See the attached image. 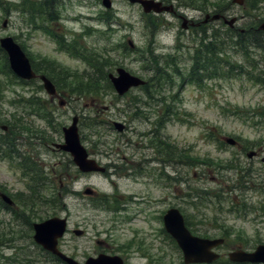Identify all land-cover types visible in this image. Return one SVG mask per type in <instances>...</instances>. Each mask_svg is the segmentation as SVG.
I'll use <instances>...</instances> for the list:
<instances>
[{
    "label": "rangeland",
    "instance_id": "1",
    "mask_svg": "<svg viewBox=\"0 0 264 264\" xmlns=\"http://www.w3.org/2000/svg\"><path fill=\"white\" fill-rule=\"evenodd\" d=\"M111 1L112 6L107 9L101 0H61V18L58 22L46 23V28L74 37L80 46L104 53L113 72L117 67H124L149 80L152 59L163 63L161 57H165L175 64L168 70L167 79L148 88V96L133 88L115 100L107 86L98 84L102 95L91 99L87 94L80 96L71 92L68 85L61 88L62 106L57 99L51 102L36 84L11 83L0 69V125L11 120L9 123L16 130V135L8 134L11 136L7 147L2 136L3 131L9 129L0 128V192L10 198L13 196L14 200L16 194L25 197L18 193L29 194L26 185L33 180L38 183L39 193L48 199L35 205L40 216L33 217L29 205L20 201L14 208L17 212H9L0 205V234L3 236L0 264H63L35 247L14 223L21 221L16 213L23 212L34 221H41L53 211L67 217L68 233L60 240L61 249L81 262L105 250L97 240L108 241V253L127 258L128 264L183 262L175 245L167 254L153 245L147 252L138 250L139 245L144 249L149 242L158 244L159 238L154 234L162 227L161 220L149 218L143 203L130 204L128 215H136V218L128 220L107 205L97 207L91 205L88 197L77 198L74 192L82 191L85 186L103 195H111L114 190L135 196L137 193L150 195L157 200L154 206L159 215L169 206L178 207L189 230L209 238L225 237V244L216 249L223 258L235 247L251 250L264 243V163L260 160L264 156V81L251 79L245 73L228 78L191 79L193 82L188 79L199 36L197 28H188L190 20L200 22L208 15L205 27L220 32L219 29L224 28L223 19L235 16L231 28L245 31L264 20V0L247 13L244 0L242 5L233 0H159L163 5H172L171 11L159 14L144 12L140 4L130 0ZM216 3L223 9L218 20L211 19L218 12ZM104 10L114 15L110 27L107 23L96 24L93 19ZM184 21L186 28L182 29ZM4 35L14 37L39 67L48 66L50 62L69 73L86 70L87 65L82 60L58 49L50 34L35 30L30 24L26 27L19 10L9 14L0 10V37ZM124 43L127 47H123ZM247 49V55H243L237 47L232 63L241 65L252 72L251 75L264 77V52L257 47L259 51L251 46ZM175 68L177 73L170 72ZM29 96H36L39 105L25 106L18 101ZM132 102L141 105V118L130 116ZM151 106H166L171 110L172 115L154 139L163 140L162 147L169 148L172 165L158 160L162 155L161 147L154 151L149 144L155 143L151 139L154 134L150 132L152 112L156 108L151 109ZM149 112V118L142 117ZM75 114L79 115L81 142L91 157L110 166L106 173L80 174L69 163H72L69 154L51 148V143L62 142L61 128L69 125ZM113 121L123 122L125 130H115ZM26 125L28 131L24 129ZM226 137L234 138L239 144L227 143ZM243 148L259 149L261 155L249 159L240 151ZM138 161H142L140 168L153 173L155 184L150 182L151 174L135 173L134 163ZM25 162L31 168H38L35 178L30 177L33 172L23 171ZM123 164L128 167L125 171L118 167ZM161 172L163 174L159 175ZM165 172L173 177L168 183L163 176ZM55 196L61 199L59 205L49 202ZM24 200L31 202V199ZM75 228L83 229L85 235L80 237L71 232ZM142 236L145 242L141 241ZM158 258L161 263L155 261Z\"/></svg>",
    "mask_w": 264,
    "mask_h": 264
},
{
    "label": "trees",
    "instance_id": "2",
    "mask_svg": "<svg viewBox=\"0 0 264 264\" xmlns=\"http://www.w3.org/2000/svg\"><path fill=\"white\" fill-rule=\"evenodd\" d=\"M244 1L246 5V8H244L245 13H247L251 9H256L258 3L262 2V0ZM218 3H216L215 5L216 11H218L217 13L223 12V9L221 10V7L217 5ZM60 4L61 0H21L19 2H14L10 0H0V10L3 11L5 14H9L11 12H14L15 10H19L22 15V21L25 23L26 27L28 24H30L32 25L33 29L50 34L54 41L57 43L58 49L63 50L64 52L68 53L76 59L82 60L87 65L86 70L82 72L69 73L65 69L60 68L55 63L52 64L49 62L48 66L46 65L45 67H39L38 64L32 61L30 55L26 53L29 56L31 65L36 73L44 74L49 77L55 83L56 87L60 90L61 88L67 87L69 85L68 87L71 92L76 93L78 95L87 94L91 96V99H96L99 95H102L99 91V88L97 87L98 84H102L104 86H107V90H109L113 94L115 100H118L120 97L114 94L110 81L107 78V73L110 72L111 68L110 66H108V59L104 55V53L98 52L93 48H86L84 46H80V43H78L77 39H75L74 37L70 38L66 36V34L54 33L50 29L48 30L46 28V23L48 24L50 22H58L61 18V6H59ZM221 5L222 7H225L223 4ZM93 19L95 20L96 24L107 23L109 24L108 27H110L111 19L115 18L114 15H111V12L109 10H104L103 12L99 11L97 16H94ZM261 21L262 20H259L258 23H260ZM205 26L206 24H203L196 30V33H198L199 36L197 45L192 53V63L189 66L188 79L190 81H193L191 79L195 80L201 78H214L216 76H219L220 78H228L232 77L233 75H242L243 73H245L247 77H250L251 79H254L256 81H264V77H259L257 74L251 75L252 72H248L246 69L242 68L241 65H236L232 63V54L237 47H240V51L243 55H247V48L249 46L254 49H256V47L260 48L259 50L264 52V31L257 29L258 24L246 28L245 31L237 30L235 28L232 29L229 26L222 24L224 28L219 29L220 32H218V29L208 30V28H206ZM124 46L127 47V44L124 43L123 47ZM256 50L259 51L258 49ZM246 58H248V56H246ZM161 59H163V63H160L159 60L152 59L154 63L152 64V66H149V70L152 71V74L149 78L150 81L148 80L144 86H140V90L144 91L147 96L150 95V91L148 90V88L156 87L158 84H160L159 80L162 81L163 79H167L169 77L168 70L172 67L173 64H175L166 60L165 57H161ZM217 63H219V66H217ZM0 66V69L2 70L1 73L6 74L7 78L10 79L11 83L13 82L21 86H23L24 84H36L39 90H42V85L40 84V82L37 83V79L25 81L17 78L10 72L6 54L1 48ZM170 72L177 73V68L171 69ZM194 76L196 77L194 78ZM75 83L77 84L70 86L71 84ZM154 99L156 100L157 98ZM18 101L20 103L23 102L25 106L32 107L33 105H39V101L36 96H29ZM134 105L135 103L132 102L131 108L133 110ZM152 107L156 108L154 106ZM142 117L145 119L149 118L146 114H143ZM13 118H15L14 115ZM10 121L11 120H6V122ZM13 124L16 126L15 121L13 122ZM10 125H12V123ZM160 127L161 122L158 119L156 123H153L154 130L151 131V133L155 132L154 137L158 133ZM24 129L28 131L29 127L26 125ZM14 131H16L15 128L11 127L8 133H11L14 136L16 135V132ZM159 141L161 143L163 142L161 139H157L155 141L156 143H154L157 146V150H159ZM3 143L7 147H9L7 142L4 141ZM11 156L14 157L12 154ZM69 163L72 164L71 162ZM23 171L33 172V175H30V177L35 178L37 175L38 168H31V166L26 164L25 162V168H23ZM30 183L34 184L31 185ZM37 186V181L33 182V180H31L26 185V189L29 190V194L19 192V195L23 194L26 196L19 197L16 194L15 197L17 196L16 198L19 199L22 204L29 205L30 207H32L36 200H48L45 195L39 193ZM60 197H63V194H61ZM60 197L55 196V198H53L54 200L51 199V201L49 202H51L52 205H58L61 202ZM24 199H31V202ZM91 202V205L94 204L97 205V207H100L101 204H104L105 208L108 206L113 210H117L116 206H114L113 203H110L108 201L104 202L102 198H94L93 200H91ZM21 214H23V212H21ZM27 218V221L21 218V221L18 220V223L14 221L13 222L21 227V232L29 235L31 233V222L29 220L30 216ZM193 232L201 236H206L199 234L195 231ZM2 237V234H0V240H2ZM180 264L184 263L181 262ZM215 264L234 263H231L228 259H219V261H217Z\"/></svg>",
    "mask_w": 264,
    "mask_h": 264
},
{
    "label": "water",
    "instance_id": "3",
    "mask_svg": "<svg viewBox=\"0 0 264 264\" xmlns=\"http://www.w3.org/2000/svg\"><path fill=\"white\" fill-rule=\"evenodd\" d=\"M238 4H242L243 0H233ZM131 3L141 5L144 12L160 13L164 10L171 11L172 5H163L159 0H130ZM105 7L111 6L110 0H102ZM220 14H214L211 19L220 18ZM208 15L203 21H207ZM226 24L232 26L236 20L233 16L230 19H223ZM185 22V21H184ZM186 28V22L182 24ZM258 30H264V21L258 27ZM131 45V42L128 41ZM0 47L5 51L8 61V66L13 74L17 77L30 80L36 77L32 69L30 60L25 54L21 46L14 41L11 36L0 37ZM109 79L115 91L122 95L129 88L136 87L145 83L143 79L136 76L123 67L116 68V73H109ZM46 93L53 95L56 89L52 81L45 75H38ZM64 101L60 100L59 104L63 105ZM77 116H73L71 124L63 127V143H55L54 146L63 151L70 153L73 163L79 171L88 172H104L105 167L99 164L94 158L89 157L86 148L81 144L78 128ZM117 131H122L124 124L115 122ZM230 144L235 142L232 138H226ZM253 152H249L248 156H252ZM264 161V158L262 159ZM90 189H85V193H89ZM1 198L7 202L12 201L5 194H1ZM164 228L174 238L176 244L181 250L183 262L185 264L194 263H211L219 257V254L214 251V248L223 242V238H206L193 235L184 223V218L181 212L176 207H171L166 210L163 215ZM34 234L33 239L41 245L45 250L59 257L66 264H124L122 258L117 254L99 253L97 256H90L84 262H79L71 256L66 255L57 247L58 239L61 238L66 231L65 217L54 216L47 218L41 222L33 224ZM75 234L82 233V230H74ZM228 258L231 261L239 263H262L264 264V244H258L254 250L246 251L243 249L232 250L228 253Z\"/></svg>",
    "mask_w": 264,
    "mask_h": 264
},
{
    "label": "flooded vegetation",
    "instance_id": "4",
    "mask_svg": "<svg viewBox=\"0 0 264 264\" xmlns=\"http://www.w3.org/2000/svg\"><path fill=\"white\" fill-rule=\"evenodd\" d=\"M203 24H205L204 22H199V21H193V20H190V25H188V28H198V27H200V26H202ZM140 88V87H139ZM56 90H57V93L60 95V93L61 92H63V90H60V89H58L57 87H56ZM57 97L56 96H50V101L52 102V101H54V99H56ZM60 102V101H59ZM140 106L141 105H139V104H135L134 105V110H133V112H130V116H132L133 118H141V111H140ZM151 109H155V108H153L152 106H151ZM153 114H152V117H151V122H153V123H156V121L159 119V121L161 122V127H163L164 126V123H166L167 121H168V119H169V116H170V114L172 115V113H171V110H169V108L168 107H163V108H161V107H159V108H157L156 110H153V112H152ZM146 115H148V114H151V112H149V113H145ZM78 118H79V116H78ZM1 127V129H9L10 127H11V125H10V123H8V122H6L5 124H2V125H0ZM125 129V128H124ZM8 132V131H7ZM151 133V132H150ZM151 134H155V132L154 133H151ZM3 138H5V140H6V142L8 143V140H9V138L4 134V136H3ZM151 139H152V141H155V139H154V136L153 137H151ZM163 141V140H162ZM160 142V141H159ZM158 142V143H159ZM156 143V142H155ZM164 142H160V144H159V146L158 147H161V151H162V155H159L160 156V158L158 159V160H160L162 163H164V162H168V163H171V165H172V159H171V154H170V151H169V148H164V147H162V144H163ZM138 144V142L136 143V145ZM150 145H151V147H152V149L154 150V151H157V146L155 145V144H153V143H149ZM239 143H238V141H235L234 142V145H238ZM147 147H149V145H146V148ZM53 149V148H52ZM240 151L241 152H243V153H245L246 154V156H247V158H249V159H252V158H256V157H258V156H260L261 155V153H260V151H259V149L258 150H253V149H251V150H247V149H245V148H243V149H240ZM249 152H253V154H252V156H248V153ZM263 157L264 156H261L260 157V160L262 161V159H263ZM157 159V158H156ZM126 163H128V161H125V164ZM125 164H123V165H120V166H118L119 168H121L123 171H125L126 169H128V167L125 165ZM142 165V161H138V162H136V164L134 163V166H135V173L137 174V175H140V176H143V174L144 175H150L151 173H150V171H147V170H143L142 168H140V166ZM108 168H110V166L109 165H106L105 164V172L104 173H106V171H107V169ZM163 173L161 172L159 175H162ZM164 178H165V180H166V182L165 183H168L169 181H171L172 180V176H169L168 175V173L167 172H165L164 173ZM137 177V176H136ZM161 178V176H159V179ZM153 181H154V184H155V178L153 177V173L151 174V178H150V182L151 183H153ZM75 194H76V196H77V198H85V197H88V198H90L91 200H93L94 198H102V200H104V202H106V201H108V202H118L119 204H120V209H119V213H120V215H123L124 217H128L127 219L128 220H133V219H135L136 218V215H133V216H129L128 214H130L129 212H128V210H129V206H130V204H136V203H143L144 205H145V207H144V209L143 210H146V211H149V218H153L154 217V219H159V220H161V225H162V227H160L158 230H156V232H155V236H157L159 239V241H158V244H156V243H151V242H149V244L148 245H146L145 246V248L143 249L142 248V245H139V246H137V248H138V250L139 251H146V250H150L151 249V246L153 245L154 247H155V249L156 250H158V251H160V252H165L166 254L169 252V251H172V249H173V246H174V239H173V237L171 236V235H169L166 231H165V229L163 228V221H162V214H163V212L164 211H162V213L159 215L158 214V212H157V209L155 208V206H154V204L156 205V202H157V200H154V198H152L150 195H147V194H144V195H140V194H138L137 193V196H135V194H124V193H121V192H119V191H117V190H114L113 192H112V194L111 195H102V194H100V193H98V192H96L95 190H94V192H92L91 194H89V195H85L84 193H83V191H75ZM12 198H10V200L12 201L11 203H9L8 205H9V207L10 208H12L13 210H15L16 212H17V209H14L15 207H16V205L18 204V202L20 201L19 199H17L16 197H15V200H14V197L13 196H11ZM2 201V200H1ZM38 203H41L40 201H38V200H36L35 201V203L32 205V207H30V211H31V217H33V215H35V216H40V210L38 209V207H35V205H37ZM12 205V206H11ZM59 205V204H58ZM146 205H148V206H146ZM19 207V206H18ZM19 209V208H18ZM22 215V216H21ZM156 215V216H155ZM158 215V216H157ZM25 216V217H24ZM27 215H23V214H17L16 213V217H18V218H22L23 220H28V218L27 217H29V216H27ZM50 216H56V211H53V212H51L49 215H48V217H50ZM57 216H59V215H57ZM29 218V220H30V222H31V234L30 235H28L29 237V240H31V242H32V244L35 246V247H37L39 250H42L44 253H46V254H48L49 256H52V257H55L59 262H62L61 261V259L59 258V257H57V256H55V255H52L49 251H46L41 245H39V244H37L35 241H34V239H33V234H34V229H33V224L35 223V222H37V221H34V219L33 218ZM42 220H44L43 218H41ZM41 220V221H42ZM66 220H67V217H66ZM24 222V221H23ZM83 232L80 234V235H78V236H80V237H82L83 235H85V231L83 230V229H81ZM71 232H72V230H71ZM65 233H68V227H67V229H66V232ZM143 237H145V236H142L140 239H141V241H144L143 240ZM60 240L61 239H59L58 240V243H57V247H58V249L60 250V251H62V252H64V253H66L63 249H61V245H60ZM145 242V241H144ZM97 243H98V245H103L104 246V249L105 250H103L102 252H104V253H108L109 252V250H110V246H109V242L108 241H103V240H97ZM239 249V248H242V247H235L234 249ZM106 251V252H105ZM147 252V251H146ZM67 254V253H66ZM110 254V253H109ZM67 255H69V254H67ZM149 255V254H148ZM69 256H71V257H73V258H75L76 259V257L74 256V255H69ZM161 256V255H160ZM88 257H90V256H87L86 258H88ZM145 257L148 259V256H147V254L145 255ZM85 258V259H86ZM122 258V257H121ZM154 259H156V256L155 257H153ZM151 259V258H150ZM76 260H78V259H76ZM122 260H123V262H124V264H128L127 263V258H122ZM79 261V260H78ZM157 263H159L161 260L158 258L157 260H155ZM161 263V262H160ZM244 264V263H243Z\"/></svg>",
    "mask_w": 264,
    "mask_h": 264
},
{
    "label": "bare ground",
    "instance_id": "5",
    "mask_svg": "<svg viewBox=\"0 0 264 264\" xmlns=\"http://www.w3.org/2000/svg\"><path fill=\"white\" fill-rule=\"evenodd\" d=\"M154 129L152 128V130L151 131H153Z\"/></svg>",
    "mask_w": 264,
    "mask_h": 264
}]
</instances>
